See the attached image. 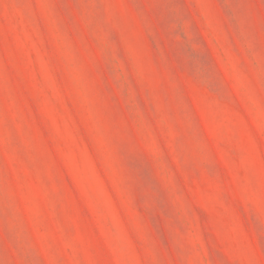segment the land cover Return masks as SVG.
<instances>
[{
    "label": "rangeland",
    "instance_id": "rangeland-1",
    "mask_svg": "<svg viewBox=\"0 0 264 264\" xmlns=\"http://www.w3.org/2000/svg\"><path fill=\"white\" fill-rule=\"evenodd\" d=\"M0 264H264V0H0Z\"/></svg>",
    "mask_w": 264,
    "mask_h": 264
}]
</instances>
